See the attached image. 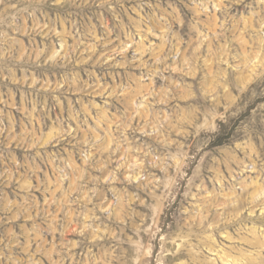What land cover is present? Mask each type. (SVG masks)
Masks as SVG:
<instances>
[{
    "label": "rangeland",
    "instance_id": "374dc122",
    "mask_svg": "<svg viewBox=\"0 0 264 264\" xmlns=\"http://www.w3.org/2000/svg\"><path fill=\"white\" fill-rule=\"evenodd\" d=\"M0 264H264V0H0Z\"/></svg>",
    "mask_w": 264,
    "mask_h": 264
}]
</instances>
